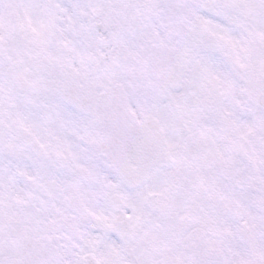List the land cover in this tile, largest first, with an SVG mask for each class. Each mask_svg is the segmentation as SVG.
Masks as SVG:
<instances>
[{
	"label": "snow or ice",
	"instance_id": "snow-or-ice-1",
	"mask_svg": "<svg viewBox=\"0 0 264 264\" xmlns=\"http://www.w3.org/2000/svg\"><path fill=\"white\" fill-rule=\"evenodd\" d=\"M0 264H264V0H0Z\"/></svg>",
	"mask_w": 264,
	"mask_h": 264
}]
</instances>
